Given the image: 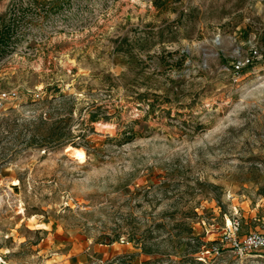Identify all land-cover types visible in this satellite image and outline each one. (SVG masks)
<instances>
[{
	"label": "rangeland",
	"instance_id": "rangeland-1",
	"mask_svg": "<svg viewBox=\"0 0 264 264\" xmlns=\"http://www.w3.org/2000/svg\"><path fill=\"white\" fill-rule=\"evenodd\" d=\"M21 2L0 264H264L221 241L264 233V0Z\"/></svg>",
	"mask_w": 264,
	"mask_h": 264
},
{
	"label": "built area",
	"instance_id": "built-area-1",
	"mask_svg": "<svg viewBox=\"0 0 264 264\" xmlns=\"http://www.w3.org/2000/svg\"><path fill=\"white\" fill-rule=\"evenodd\" d=\"M240 65H237L239 68ZM39 97V94H37ZM16 89L0 91V110L4 109L10 101L18 99ZM242 220L239 216L232 217L223 227L221 241L229 246L238 255H248L264 250V233L251 231L241 235ZM218 253V249L216 250Z\"/></svg>",
	"mask_w": 264,
	"mask_h": 264
},
{
	"label": "trees",
	"instance_id": "trees-1",
	"mask_svg": "<svg viewBox=\"0 0 264 264\" xmlns=\"http://www.w3.org/2000/svg\"><path fill=\"white\" fill-rule=\"evenodd\" d=\"M25 10L22 2L18 6L17 4H12L6 15L3 17L0 16V25H4L3 29L0 30V51L5 45V41H7L5 39H7L10 32L14 30V27H11V25H21L19 17L22 19L25 18V16H23Z\"/></svg>",
	"mask_w": 264,
	"mask_h": 264
}]
</instances>
